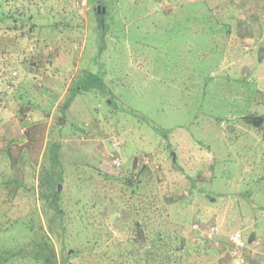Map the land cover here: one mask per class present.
<instances>
[{
	"label": "rangeland",
	"instance_id": "rangeland-1",
	"mask_svg": "<svg viewBox=\"0 0 264 264\" xmlns=\"http://www.w3.org/2000/svg\"><path fill=\"white\" fill-rule=\"evenodd\" d=\"M12 1L0 0V8ZM20 1L24 15L36 6L40 11L29 20L31 30L19 16L21 30L0 34V59L11 66L4 74L17 71L13 87L0 82V264H47L44 253L55 264H138V257L116 249L117 242L131 249L135 221L149 242L160 226L178 237L183 248L176 264L228 262L221 237L235 231L252 237L243 264H264V128L245 118L264 116V54L254 48L241 56L239 47L227 45L228 55L241 57L249 69L239 64L221 70L227 35L207 28L215 26L216 33L220 8L240 0H182L181 7L161 14L146 12L144 3L152 0H104L95 9L93 0L67 1L64 8L62 0ZM65 17L66 24L59 23ZM226 17L221 19L234 21ZM0 23L9 20L3 16ZM30 39L39 41V54H29ZM81 85L58 125L69 90ZM37 121L45 122L44 149L62 141L60 214L41 203V151L13 165L15 151L7 149ZM134 155L145 166L130 174L137 177L132 192L119 177ZM88 186L100 188L106 200H120L118 222L107 212H91L96 198ZM152 198L157 206L163 202L169 221L155 218ZM102 205L107 210L108 203ZM81 213L94 230L77 221ZM211 226L217 234L210 235Z\"/></svg>",
	"mask_w": 264,
	"mask_h": 264
},
{
	"label": "trees",
	"instance_id": "trees-1",
	"mask_svg": "<svg viewBox=\"0 0 264 264\" xmlns=\"http://www.w3.org/2000/svg\"><path fill=\"white\" fill-rule=\"evenodd\" d=\"M43 2L47 3L46 0H42ZM48 1V0H47ZM67 1H72V0H65V2L62 0V4L63 8L65 6V3ZM74 1V0H73ZM85 4H89L88 0H84ZM127 3L130 2V0H125ZM166 3L167 6H164L163 4L157 3L156 0H152V3L150 1H147L146 3H144V7L146 8V12L150 13L152 11V14H161V13H167V12H173L172 10L177 9L178 7H181L183 5L182 0H162ZM74 3V2H73ZM105 1L104 0H97L91 2L90 7L92 8H97V5H104ZM12 5L8 4V5H4L2 6V8H0V21L1 18L3 16H6L9 20V23L5 26L2 25V23H0V34H2V32H9L10 30H14V29H19L21 30V26H17V20L20 17L21 22H24L27 27L28 24L31 22L29 20H32V18L35 16L34 14H38L40 11L39 6H36L35 11H33L34 13H30L31 15L29 16L24 15L27 7H24V5L22 4V2L19 0V3L17 2V0H13V3H11ZM229 5H231V7L229 8ZM237 7L235 6V4H228V6H223L220 8V13H221V18L222 17H226V16H230L232 20L233 17L236 18V13L238 12V9H236ZM32 9V8H31ZM74 11V8L71 7L69 9V11ZM38 12V13H37ZM65 14H62V16L67 14V11H64ZM72 13V12H71ZM72 15H70V18L73 19L75 17V21L77 23L81 22V18L74 13V17H71ZM227 18V17H226ZM228 19V18H227ZM68 18L65 17V19L63 20H59V23L61 22L62 24H66L65 22H67ZM228 21L222 20L221 19V31L226 35L227 31L230 29ZM54 23L51 24H45L43 23V26H53ZM33 23H30L29 25V30H31L33 28ZM17 37H22L21 33H19L17 31ZM30 36V33H29ZM27 38V37H26ZM29 41V40H28ZM30 42L32 43V49L31 52L29 54H39L41 52V49H38L40 47V43L37 39H30ZM39 43V45H38ZM225 48H223L224 50ZM35 50V51H34ZM100 51V50H99ZM93 57L95 58V54L93 55ZM9 62L6 58L0 59V74L2 73L3 78L6 81H2L0 80V82H4V83H9L10 87H13L12 85H14V81L17 77V71H13L16 72L15 77H13L14 75L12 73H10V75H5L4 74V70L7 71V69L11 68V66L9 65ZM15 62V61H13ZM14 67V66H12ZM17 68V67H15ZM90 73V72H89ZM23 84V83H22ZM8 85V86H9ZM21 85V82H20ZM84 85L82 86H75L71 90H69L68 94L70 95L69 97L67 96L64 105L62 107V109L59 112V122L58 125L64 124V121L66 119L65 117V113L66 110L70 109V105L72 103V101L74 100V96L76 93H78L79 91H81L83 89ZM53 101V100H52ZM51 101V102H52ZM49 105H52L53 103H51ZM27 108V107H26ZM24 111V108L22 109ZM246 120L249 122H252V124H255L256 126H260L264 128V116L263 114H258V115H252V114H247L246 115ZM44 121H37V122H32L30 124H27L24 128V140L22 142H14L12 143L7 149H8V153L11 155L14 153L15 151V155L12 157V164L16 165L19 161L25 163L28 162V158L36 159L39 155V152L41 151V154L39 155L41 157V166L40 168V179H38L37 181V189L39 191V194L41 196V203L42 202H47L45 204H47V206H53V208L56 210L54 211L55 213H63V208L60 207V203H59V198L61 192H60V185L62 184L63 178H64V174H63V163L60 160V155H62L61 153V139H56L53 140L49 143L47 149H44V140H45V125H44ZM73 131H75V129H72ZM85 132L87 131L86 129L84 130ZM84 146V145H83ZM82 148V146H81ZM46 150V151H45ZM11 157V156H10ZM39 157V160H40ZM116 159L119 161V165L116 166H121L122 162L120 161L119 157H116ZM138 159H139V155H134L131 158V164H130V170L129 171H125L122 170L121 172V176L119 177L120 182L121 181H125L126 184L128 185L129 188L133 189L134 186V182L135 179L137 177H132L130 176V174H132L133 172H135V169H140L142 170L143 166L145 165H140L138 164ZM36 161V160H35ZM34 162V161H33ZM31 164V163H30ZM33 167V166H32ZM91 167H96L94 165L91 164ZM34 168V167H33ZM32 168V170H33ZM138 169V170H139ZM137 170V172H138ZM123 176V177H122ZM125 178V179H124ZM14 183H16V180H13ZM122 183V182H121ZM19 186V185H17ZM96 186V185H95ZM93 187H86L87 191L96 198V200L92 201L91 203V212H97V209L99 210V214L101 217H105V214L107 212V217L112 220L115 219L117 222L119 221V217H116V208L118 207V205H120V200L117 197H113V200H106L105 196L102 195L103 193L100 191V188L94 187V189H91ZM135 189L132 190V192H134ZM107 202L108 206H107V210L104 209L105 206H103L102 204ZM163 203V202H162ZM161 203V205H155L157 204L155 202V200L152 198V212L154 210L155 212V218H158L161 220H165V221H169V215L167 210L165 209V206H163ZM98 205V206H97ZM157 206V207H156ZM156 207V208H155ZM132 210V208H130ZM154 214V213H152ZM70 217V216H69ZM76 218L77 221L80 222H86L88 221L87 218H89V216L85 213H81V214H76ZM57 219L59 220V226L64 225L65 221L63 220L61 215H58ZM69 220L72 221V218L70 217ZM89 222V221H88ZM134 226L132 227V235L130 237L129 244L131 245V249L128 250L127 244H125L124 242H117L116 243V249L118 250L119 254L121 256H124V253H129L132 254L133 257H138V264H146L147 263V258L151 259L152 258V264H176L177 262V257H175L178 252H180L179 249L183 248L181 244H179V239L178 237L174 234V237L171 238V234L172 232H170L167 228H165L166 226H160L158 229L152 231V242H149L148 240V236L146 235V231L143 228L142 223H139L138 221L134 222ZM89 225H91L89 227V229L94 230V228L92 227V224L89 222ZM66 227V226H65ZM164 228L166 229V232H163ZM99 230V228H96V231ZM95 231V232H96ZM163 235V236H161ZM230 236V235H229ZM229 238V237H228ZM248 240H252V237L247 239ZM47 242L50 243V240L47 239ZM228 243V239L226 241ZM152 243V244H151ZM190 249V248H188ZM44 253V251H42ZM124 252V253H123ZM67 253V252H66ZM75 253V252H74ZM40 254V253H39ZM46 255H48L49 253H44ZM43 257V261H45L47 264H55L54 260L52 257L50 256H46ZM42 256V255H41Z\"/></svg>",
	"mask_w": 264,
	"mask_h": 264
},
{
	"label": "crops",
	"instance_id": "crops-1",
	"mask_svg": "<svg viewBox=\"0 0 264 264\" xmlns=\"http://www.w3.org/2000/svg\"><path fill=\"white\" fill-rule=\"evenodd\" d=\"M240 2L241 4H237L236 9H238L239 13H242L241 15L237 14L236 18H233L234 21L229 23L230 29L226 33L225 49L223 50L224 57L218 62V67L221 70L230 69L232 66H238L239 64L241 69H249V65L241 66V62H243L241 57L233 56L231 58L228 55L230 51L227 49V45H229L230 48H233L232 46H234V48L239 47L241 50V56H243V54H251L254 51V48H257L260 51L259 53L262 54L261 56L264 54V0H240ZM11 3H13V1ZM210 17H213V15ZM215 20L217 21V32L215 33V26L212 27L208 25L207 28L212 35H220L222 34L221 17L216 18ZM236 20L239 21L235 22ZM237 26L239 31L236 29ZM235 35L238 36V40H234V38L237 37ZM247 44L250 45L249 48ZM243 63H247V61H244ZM231 234L232 233L222 235L221 239L223 238V242L227 243L226 241Z\"/></svg>",
	"mask_w": 264,
	"mask_h": 264
},
{
	"label": "built area",
	"instance_id": "built-area-1",
	"mask_svg": "<svg viewBox=\"0 0 264 264\" xmlns=\"http://www.w3.org/2000/svg\"><path fill=\"white\" fill-rule=\"evenodd\" d=\"M82 4H85L84 0H80ZM13 75H16V72H12ZM116 165H119V161L114 160ZM218 233V229L216 226L210 227V235H214ZM253 244L256 241L252 242ZM252 245L248 243V241L243 237V235L239 231L233 232L229 238L228 243L225 245V249L227 250V255L229 257L228 262L219 263V264H243L246 259L245 253H247V249H250Z\"/></svg>",
	"mask_w": 264,
	"mask_h": 264
},
{
	"label": "water",
	"instance_id": "water-1",
	"mask_svg": "<svg viewBox=\"0 0 264 264\" xmlns=\"http://www.w3.org/2000/svg\"><path fill=\"white\" fill-rule=\"evenodd\" d=\"M102 10H103V12H104V7H103V9H102Z\"/></svg>",
	"mask_w": 264,
	"mask_h": 264
}]
</instances>
